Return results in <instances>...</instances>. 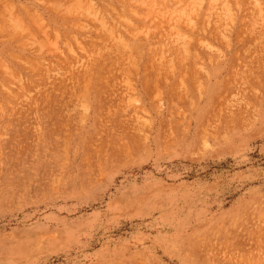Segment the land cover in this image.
<instances>
[{
  "label": "rangeland",
  "instance_id": "1",
  "mask_svg": "<svg viewBox=\"0 0 264 264\" xmlns=\"http://www.w3.org/2000/svg\"><path fill=\"white\" fill-rule=\"evenodd\" d=\"M0 264H264V0H0Z\"/></svg>",
  "mask_w": 264,
  "mask_h": 264
}]
</instances>
